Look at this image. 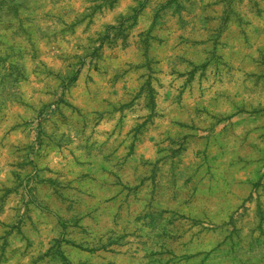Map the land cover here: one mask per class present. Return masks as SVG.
<instances>
[{
  "label": "rangeland",
  "instance_id": "374dc122",
  "mask_svg": "<svg viewBox=\"0 0 264 264\" xmlns=\"http://www.w3.org/2000/svg\"><path fill=\"white\" fill-rule=\"evenodd\" d=\"M0 264H264V0H0Z\"/></svg>",
  "mask_w": 264,
  "mask_h": 264
}]
</instances>
